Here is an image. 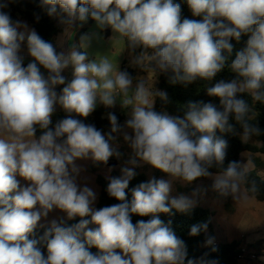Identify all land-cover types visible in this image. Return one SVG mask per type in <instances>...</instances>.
Listing matches in <instances>:
<instances>
[{
    "label": "clouds",
    "instance_id": "1",
    "mask_svg": "<svg viewBox=\"0 0 264 264\" xmlns=\"http://www.w3.org/2000/svg\"><path fill=\"white\" fill-rule=\"evenodd\" d=\"M16 2L0 0V264H217L208 253L189 259L185 242L158 214L188 213L207 191L195 188L170 198L175 181L187 186L211 177L212 190L233 200L258 191L248 180L254 167L250 158L225 166L223 134L239 135L243 143L262 135L255 112L238 94L264 103V0H39L50 17L58 16L59 8L66 33L89 19L95 22L99 31L80 35L67 52H57L27 22L13 20L5 9ZM182 4L201 19L183 17ZM108 28L112 43L122 42L133 54L131 64L146 76L133 78L106 54L89 58L92 42ZM242 36H247L245 47L227 64L234 48L230 41ZM25 42L31 57L26 66ZM226 64L236 78L206 86L208 96L219 98V108L200 101L189 102L183 116L155 110L157 98L169 103L168 93L155 87L158 75H167L173 85L210 83ZM69 67L70 80L62 75ZM57 86H63L59 93ZM118 100L122 109H130L123 123L113 112L107 113V133L85 123L98 104L114 108ZM58 106L65 116L53 123ZM118 137L132 150L106 189L119 203L96 209L97 193L79 182L83 169L76 161L107 165L121 155L113 147ZM138 162L170 179L140 183L128 201L126 189ZM54 209L80 220L68 227L55 220L40 224ZM133 215L152 218L133 223ZM37 227L45 228L43 235L30 239ZM207 229V222L194 224L189 234ZM214 241L208 236L204 246L215 251Z\"/></svg>",
    "mask_w": 264,
    "mask_h": 264
},
{
    "label": "trees",
    "instance_id": "2",
    "mask_svg": "<svg viewBox=\"0 0 264 264\" xmlns=\"http://www.w3.org/2000/svg\"><path fill=\"white\" fill-rule=\"evenodd\" d=\"M182 16L189 19H201L200 17H193L191 15L190 10L188 9L186 4H182ZM5 11L9 12L13 20H22L27 22V24L31 25L37 33L46 41L52 43L56 48V39L59 34L63 32L65 25H62L59 22V8H57L58 16L50 17L47 15V11L45 8L40 6L39 0H18V2L10 4L8 9ZM39 15V21L36 20V16ZM93 23V20L89 19V25ZM87 27L78 28L75 31L74 42L73 44L79 43L80 35L86 33ZM247 40V36H242L241 40L237 42L235 39H232L230 42L234 45L233 52L227 61V64H230L231 61L235 58V53L245 47ZM57 50V48H56ZM227 55V53H225ZM217 74V76L210 83L197 80L191 84H170L168 81V76L165 74L159 75V82L157 85L158 89L165 90L169 95V103L163 104L159 98L155 101V110L156 111H167L172 115H180L183 116L184 112L187 110V105L189 102H200L203 101L205 103L211 102L215 104L218 108L220 107L219 98L218 97H210L206 93V86H212L214 83L219 80L231 81L235 79V73H232L228 66ZM126 69H124L125 71ZM133 78H136V72L132 69L126 70ZM238 98H242L246 100V102L252 107L255 112V121L254 123L258 124V126L262 130V135L259 137H253V139L264 143V103L261 102H253L250 95L247 93L238 94ZM113 112L117 115L118 121L120 123L124 122V117L117 110H110L106 108L96 109L88 118H86L85 123H91L96 126L97 129L101 130L104 133H107L110 130V123L107 119V113ZM65 113L63 110L56 112L53 116V123L55 121L64 118ZM235 124L234 119L230 121ZM237 132H242V129L236 125ZM39 135V133H37ZM217 135H221L219 131H217ZM224 139L228 141L227 155L225 159V166L231 161L240 162L241 154L243 152L256 153L259 151H264L263 149L257 148L255 145L248 143H243L240 139L239 135L232 134H223ZM212 173H216L217 169H210ZM209 177L198 178L193 183H197L199 181H203L208 179ZM249 182L255 181L258 186V191L255 194H249L250 196L256 198L260 202H264V178H261L256 172H251L248 177ZM148 181L147 177L144 174L136 173V176L130 181L128 189H126L127 199L131 201L132 199V189L135 188L142 182ZM97 183L100 186V197L97 209L110 206L119 201L110 197L107 193V185L109 183L108 179L103 177H99L97 179ZM159 218L168 225L175 234L181 238L187 247L188 258L198 260L205 253L209 254V259H215L217 264H241V256L243 255V248L240 241H233L230 243H219L214 245L216 248L215 251H212L211 247H205L204 242L206 237H213L212 232V217L213 212L209 209H205L202 207H195L192 211L188 213H180L173 209V214H158ZM151 216H138L133 215L132 221L136 223L139 220H149ZM80 217L75 218L69 222H61V226H71L75 223H78ZM208 223L207 232H201L197 236H191L190 228L194 224L199 223ZM90 227H94V225H90ZM45 228H38L35 230L34 234L31 235L30 239H39L44 232ZM38 247L41 248V251L46 255L47 249L46 246L41 242ZM253 249L260 250L258 244L255 246H250ZM90 252L96 254L98 249L95 247H91L89 249ZM258 255V253H257ZM187 264V261H185Z\"/></svg>",
    "mask_w": 264,
    "mask_h": 264
},
{
    "label": "rangeland",
    "instance_id": "3",
    "mask_svg": "<svg viewBox=\"0 0 264 264\" xmlns=\"http://www.w3.org/2000/svg\"><path fill=\"white\" fill-rule=\"evenodd\" d=\"M29 25V24H28ZM30 28H33L29 25ZM83 27H87L86 33L93 31H99L96 28L95 22L89 25V20ZM78 28L74 27L66 33L65 27L63 32L57 36L56 48L57 52H67L73 45L75 31ZM100 39L94 40L91 47L88 49L89 58L94 59L97 55H107L111 62L115 65L117 62L120 70L132 69L136 72V77L146 76L147 73L141 71L138 67L131 64V57L133 54L129 52L127 48L120 41H114L112 43V31L110 28L105 29L100 33ZM140 49H137L138 54ZM22 55L25 57V66L31 60V57L27 55L26 42L22 46ZM41 71H45L41 69ZM46 74V73H45ZM62 75L71 79L72 69L69 67L66 69ZM152 77L149 75L148 82L151 86ZM159 82V75L157 77L155 87L157 88ZM63 86H57L56 91L59 93ZM155 107V106H154ZM105 108L103 105L98 104L97 109ZM110 110H117L124 117V121L127 119V113L130 109H122L117 101L114 108H106ZM62 109L57 107V111ZM251 144L255 145L259 149L264 150V143L259 142L255 139L250 141ZM113 147L121 153L120 157L117 158L113 156L109 159L107 165L99 164L95 165L91 160H77L76 164L80 166L83 170L80 173L79 182H87L88 186L92 187L97 193V201L94 207L97 209L99 197H100V186L97 183L99 177H103L109 180V177H119L121 175V167L125 166L127 161L132 156V150L124 142L122 137H118L116 141L113 142ZM253 161L254 167L251 172H256L261 178H264V151H259L256 153L243 152L241 154L240 163H246L248 159ZM140 166L135 168L136 173L144 174L149 180L152 177L156 179L168 180L170 177L163 173L162 171L153 168L152 166L138 162ZM17 179L20 181L21 186H26L27 182L17 175ZM213 179L209 177L206 180L199 181L197 183H192L191 185L184 186L180 182H173V188L170 192V198L178 196L180 194H190L193 189L201 188L206 189V192L201 193L199 197V203L196 207H202L209 209L213 212L212 217V232L213 237L217 244L219 243H230L233 241H240L242 248L245 253L241 259V264H264V202L258 201L256 198L248 195V198L233 200L232 197H220L218 193L212 190L211 185ZM77 218V217H76ZM75 219V218H74ZM72 219V220H74ZM55 220L58 224L61 222H69L66 213L59 209H54L51 211L46 219H42L40 224L47 227L51 221ZM42 228V227H38ZM258 243L260 250L251 248ZM258 253V255H257ZM255 255V257H253Z\"/></svg>",
    "mask_w": 264,
    "mask_h": 264
},
{
    "label": "built area",
    "instance_id": "4",
    "mask_svg": "<svg viewBox=\"0 0 264 264\" xmlns=\"http://www.w3.org/2000/svg\"><path fill=\"white\" fill-rule=\"evenodd\" d=\"M214 245H217V243H216V242H214ZM244 253H245V251H244V249H243V255L241 256V258H243V256H244ZM253 257H255V255H254Z\"/></svg>",
    "mask_w": 264,
    "mask_h": 264
},
{
    "label": "crops",
    "instance_id": "5",
    "mask_svg": "<svg viewBox=\"0 0 264 264\" xmlns=\"http://www.w3.org/2000/svg\"><path fill=\"white\" fill-rule=\"evenodd\" d=\"M258 244V243H257ZM256 245V244H255ZM255 245H253V246H255Z\"/></svg>",
    "mask_w": 264,
    "mask_h": 264
}]
</instances>
